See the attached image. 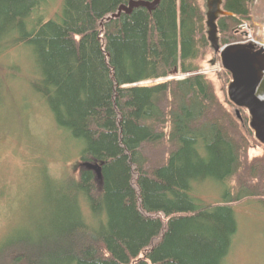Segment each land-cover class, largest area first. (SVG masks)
Wrapping results in <instances>:
<instances>
[{"label":"trees","instance_id":"trees-1","mask_svg":"<svg viewBox=\"0 0 264 264\" xmlns=\"http://www.w3.org/2000/svg\"><path fill=\"white\" fill-rule=\"evenodd\" d=\"M54 1L53 19L36 17ZM130 1L153 0H0V51L30 48V85L78 150L71 169L68 159L43 173L51 184L43 231L0 252V264H223L234 205L264 208V153L249 157L258 142L245 109L239 121L205 75L133 86L173 68L199 72L211 54L201 6L160 0L151 13L115 17ZM254 1L224 0L222 46L245 42L238 28L253 27ZM220 75L224 92L231 76ZM94 162L103 163L100 186L80 167ZM207 180L225 186L222 203L191 196Z\"/></svg>","mask_w":264,"mask_h":264},{"label":"rangeland","instance_id":"rangeland-1","mask_svg":"<svg viewBox=\"0 0 264 264\" xmlns=\"http://www.w3.org/2000/svg\"><path fill=\"white\" fill-rule=\"evenodd\" d=\"M196 1L204 12L205 0ZM263 5L264 0L254 1L256 15H253L250 25L252 28L249 23L238 28L258 42L264 40ZM60 8L61 3L54 1L40 9L36 17L42 16L45 21L51 20ZM246 39L248 38L244 40ZM213 59L211 51L201 63L197 74L205 75L213 81L215 91L222 100L224 93L227 97V87L231 79L223 92L220 59L217 56L215 64L211 65ZM34 77V60L27 45L0 51V91L1 88L5 90V97H8L0 96L1 253L9 248L21 247L19 243L22 239L31 241L44 229L45 212L51 204L48 201L51 184L46 182L42 170L46 168L47 174L54 175L52 171L59 170L66 160H71L67 163V169H71L75 159L77 160L78 150L75 143L57 128L42 98L33 91L30 81ZM164 81H149L133 86H153ZM12 107L15 109V120L7 114V108ZM235 109V106L230 109L234 115ZM258 144L251 145L249 157L262 156L264 148L261 146L264 145ZM57 160L61 161V165ZM52 163L59 165L51 168ZM62 184L64 186L65 182ZM225 191V186L207 180L194 184L191 196L205 204L215 205L224 201ZM44 209L46 210L43 214ZM233 211L237 231L223 264H264V208L258 203L244 201L234 205Z\"/></svg>","mask_w":264,"mask_h":264},{"label":"water","instance_id":"water-1","mask_svg":"<svg viewBox=\"0 0 264 264\" xmlns=\"http://www.w3.org/2000/svg\"><path fill=\"white\" fill-rule=\"evenodd\" d=\"M160 0L152 2L130 1L127 6L119 8L115 17L121 12L131 13L135 8H145L149 13L154 11ZM205 36L209 49L213 52L214 65L216 57L220 59L222 68L231 76L227 87V98L235 109L236 118L241 121L239 109H245L250 117L249 128L256 141L264 145V48H256L252 43H237L222 46L219 38L217 22L222 17L231 16L224 11V0H205L204 3ZM174 70L168 76L175 74ZM103 163H83L81 168L91 171L95 182L100 185L101 167Z\"/></svg>","mask_w":264,"mask_h":264},{"label":"bare ground","instance_id":"bare-ground-1","mask_svg":"<svg viewBox=\"0 0 264 264\" xmlns=\"http://www.w3.org/2000/svg\"><path fill=\"white\" fill-rule=\"evenodd\" d=\"M123 12V11H122ZM174 70H176L177 72L175 73V74H172L170 77L168 76L171 72H173ZM168 75H167V77H165V78H163V79H159V80H165L164 82H167V81H181V80H184V78L183 77H187V78H189V77H192V76H197V75H200V74H197V72L196 73H189V74H187V73H179V70H178V68H173L169 73H168ZM176 77L177 78H182V79H180V80H178V79H176ZM186 79V78H185ZM158 80V81H159ZM155 81H157V80H155ZM164 82H162V83H164ZM158 84H160V83H158ZM262 100H264V96L262 97ZM44 153V152H43ZM42 170V169H41ZM43 171V173L46 171V168L44 169V170H42ZM96 183V182H95ZM97 184V183H96ZM98 185V184H97ZM98 186H100V185H98Z\"/></svg>","mask_w":264,"mask_h":264},{"label":"built area","instance_id":"built-area-1","mask_svg":"<svg viewBox=\"0 0 264 264\" xmlns=\"http://www.w3.org/2000/svg\"><path fill=\"white\" fill-rule=\"evenodd\" d=\"M250 41L257 47H259V46L264 47V40H263V42H258V41H255L254 39L250 38Z\"/></svg>","mask_w":264,"mask_h":264}]
</instances>
